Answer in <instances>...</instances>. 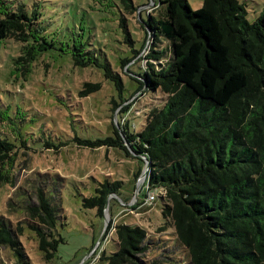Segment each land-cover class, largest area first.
Returning a JSON list of instances; mask_svg holds the SVG:
<instances>
[{
	"label": "trees",
	"instance_id": "trees-1",
	"mask_svg": "<svg viewBox=\"0 0 264 264\" xmlns=\"http://www.w3.org/2000/svg\"><path fill=\"white\" fill-rule=\"evenodd\" d=\"M122 2L133 10L131 1ZM160 3L146 13L141 47L121 64L140 68L139 74L128 71L137 83L135 98L158 91L161 102L139 113L144 120L138 132L129 130L130 117H124L122 133L111 142L141 159L142 172L147 167L146 198L159 188L163 199L157 231L172 229L187 258L179 260L174 251L151 253L155 241L129 224L114 226L117 249L102 258L107 264H264V17L249 21L238 0H204L198 9L187 0ZM37 15L22 4L7 10L0 0V39L25 42L16 61L25 60L28 46L40 53L53 45L41 35ZM120 25L126 32L123 18ZM125 38L132 42L129 33ZM75 43L72 58L83 65L86 53ZM105 68L121 89L119 75ZM6 119L0 109V123ZM14 147L0 131V182L6 179L2 168L14 163ZM43 185L34 189L37 203L16 196L24 200L22 211L31 218L26 224L50 259L58 242L51 230L59 196ZM98 191L87 204L103 215L105 198L115 190L107 185ZM6 204L11 207L10 200ZM22 230L20 222L0 214V246L10 248L12 264H34L19 240Z\"/></svg>",
	"mask_w": 264,
	"mask_h": 264
},
{
	"label": "rangeland",
	"instance_id": "rangeland-1",
	"mask_svg": "<svg viewBox=\"0 0 264 264\" xmlns=\"http://www.w3.org/2000/svg\"><path fill=\"white\" fill-rule=\"evenodd\" d=\"M2 1L7 10L15 11L22 4L29 14L36 11L41 35L53 44L40 53L28 46L23 49L29 51L25 60L16 61L25 42L0 39V109L8 115L0 131L16 152L13 165L7 171L2 168L6 179L0 182V214L23 225L19 240L29 262L107 264L102 253L117 249L114 226L119 224L145 229L155 241L151 240V253L174 251L183 261L187 252L177 246L172 229L157 231L163 223L160 189H151L155 199L149 202L143 161L111 142L116 132L122 133L124 117H130L129 130L138 132L144 120L139 113L161 102L158 91L147 90L135 98L137 83L128 71L139 74L140 68L121 64L141 47L143 23L147 14L155 12L156 3L163 5L161 0H129L133 12L122 0ZM203 1L187 0L192 9ZM238 1L244 4L249 21L264 17V0ZM122 18L132 42L126 41ZM75 41L86 53L83 65L72 58ZM106 66L113 76L119 75L121 89L107 75ZM38 184H44L49 195L59 196L51 230L58 242L50 259L39 249L35 231L26 224L25 218H31L21 208V197L27 198L25 204L37 203ZM107 185L115 192L105 198L103 215H99L97 206L87 203ZM9 200L11 207L6 204ZM0 261L13 263L9 247L0 246Z\"/></svg>",
	"mask_w": 264,
	"mask_h": 264
},
{
	"label": "water",
	"instance_id": "water-1",
	"mask_svg": "<svg viewBox=\"0 0 264 264\" xmlns=\"http://www.w3.org/2000/svg\"><path fill=\"white\" fill-rule=\"evenodd\" d=\"M147 166H148V165H147ZM146 169H147V167L145 166V168H144V170H143V172H142V176H145Z\"/></svg>",
	"mask_w": 264,
	"mask_h": 264
},
{
	"label": "built area",
	"instance_id": "built-area-1",
	"mask_svg": "<svg viewBox=\"0 0 264 264\" xmlns=\"http://www.w3.org/2000/svg\"><path fill=\"white\" fill-rule=\"evenodd\" d=\"M149 199H151L152 198V195H149V197H148Z\"/></svg>",
	"mask_w": 264,
	"mask_h": 264
}]
</instances>
